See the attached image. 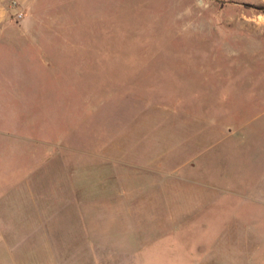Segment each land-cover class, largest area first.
<instances>
[{"label": "rangeland", "instance_id": "obj_1", "mask_svg": "<svg viewBox=\"0 0 264 264\" xmlns=\"http://www.w3.org/2000/svg\"><path fill=\"white\" fill-rule=\"evenodd\" d=\"M0 264H264V0H0Z\"/></svg>", "mask_w": 264, "mask_h": 264}, {"label": "built area", "instance_id": "obj_2", "mask_svg": "<svg viewBox=\"0 0 264 264\" xmlns=\"http://www.w3.org/2000/svg\"><path fill=\"white\" fill-rule=\"evenodd\" d=\"M17 16H18V18H21L23 16V14L19 13Z\"/></svg>", "mask_w": 264, "mask_h": 264}]
</instances>
